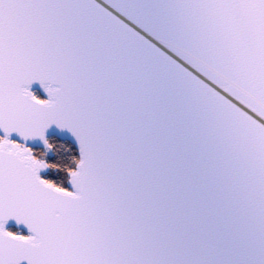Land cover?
Segmentation results:
<instances>
[{"label": "snow or ice", "instance_id": "6c2138e0", "mask_svg": "<svg viewBox=\"0 0 264 264\" xmlns=\"http://www.w3.org/2000/svg\"><path fill=\"white\" fill-rule=\"evenodd\" d=\"M0 264H264V0H0Z\"/></svg>", "mask_w": 264, "mask_h": 264}, {"label": "trees", "instance_id": "16d2710c", "mask_svg": "<svg viewBox=\"0 0 264 264\" xmlns=\"http://www.w3.org/2000/svg\"><path fill=\"white\" fill-rule=\"evenodd\" d=\"M39 98L44 99V95L37 91L35 93ZM49 142L52 143L55 147L54 150L50 153L47 154L45 157L47 161L51 163H56L59 164L62 168L71 166V161L73 157L78 158V151L76 148L70 144L69 142L59 140L55 137H50L48 138ZM37 152H43L44 148L40 149H34ZM44 178L50 179L58 184H63L65 187H69L67 184V175L64 172L61 171H54V170H47L45 172H42L41 174ZM7 230L13 231L19 234H26L23 231L14 228V227H9Z\"/></svg>", "mask_w": 264, "mask_h": 264}, {"label": "water", "instance_id": "95a60500", "mask_svg": "<svg viewBox=\"0 0 264 264\" xmlns=\"http://www.w3.org/2000/svg\"><path fill=\"white\" fill-rule=\"evenodd\" d=\"M34 93H36L37 91L41 92L43 95H44V98H46V95L44 94L43 90L39 87L38 84H34L32 86V89H31ZM50 137H55L59 140H62V141H66V142H69L70 144H72L75 148H76V144H75V141L74 139L71 137V135L67 132H61L55 128H52L49 132H48V138ZM13 139H18L15 135L12 137ZM30 146L33 148V149H40V148H43V145L37 140V141H33V142H29ZM77 150V149H76ZM42 174V173H41ZM69 188H70V185H69ZM9 227H14V228H17L21 231H23L24 233L27 234V229L24 227V226H17L16 223L14 221H9V223L6 225V230L9 228Z\"/></svg>", "mask_w": 264, "mask_h": 264}, {"label": "flooded vegetation", "instance_id": "af4514ba", "mask_svg": "<svg viewBox=\"0 0 264 264\" xmlns=\"http://www.w3.org/2000/svg\"><path fill=\"white\" fill-rule=\"evenodd\" d=\"M37 93V92H36Z\"/></svg>", "mask_w": 264, "mask_h": 264}]
</instances>
